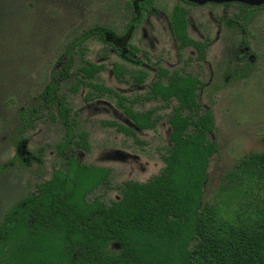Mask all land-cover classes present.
Listing matches in <instances>:
<instances>
[{"label": "rangeland", "instance_id": "1", "mask_svg": "<svg viewBox=\"0 0 264 264\" xmlns=\"http://www.w3.org/2000/svg\"><path fill=\"white\" fill-rule=\"evenodd\" d=\"M128 2L0 0V223L37 183L65 166L70 150L84 165L109 172L92 195L105 206L121 201L127 182L145 183L159 175L171 147L169 117L178 105L147 99L160 68L203 81L199 100L214 114L210 138L219 146L208 171L204 207L209 213L237 218L247 199L240 187L249 183L235 174L243 159L264 152V8L254 11L245 31H239L224 18L242 21L236 18L237 4L190 6L179 0H154L156 12L144 15L126 39L141 63L124 61L97 38L88 39L82 51L76 49L68 77L55 91L57 100L69 107V148L62 149L67 133L56 106L43 109L29 128L21 125L20 109L46 90L52 72L63 66L62 59L69 62L70 56L63 54L70 42L93 26L122 33L132 17ZM176 5L189 11L191 38L206 44L202 58L196 46L180 48L174 39L168 21ZM83 65L98 67L93 77L82 71ZM126 110L150 113L154 126L136 127ZM22 137L28 140L27 156L39 160L30 159L29 166L19 160L8 165ZM110 248L120 247L112 242Z\"/></svg>", "mask_w": 264, "mask_h": 264}, {"label": "trees", "instance_id": "2", "mask_svg": "<svg viewBox=\"0 0 264 264\" xmlns=\"http://www.w3.org/2000/svg\"><path fill=\"white\" fill-rule=\"evenodd\" d=\"M153 1L129 0L132 17L122 33L94 26L75 37L67 48L69 62L53 72L44 92L20 109L23 128L32 126L43 109L56 106L67 133L62 149L69 148L73 138V127L67 119L69 107L57 100L55 91L59 82L68 77L76 49L82 51L88 39L97 38L124 61L141 63L126 39L145 14L155 11ZM236 4L240 7L236 18L242 21L227 16L225 20L230 27L245 31L252 13L264 6ZM168 22L178 46L194 45L202 58L206 44L191 38L188 9L176 5ZM112 39H118L120 44ZM81 68L93 77L98 67ZM157 75L147 99L178 102L169 117L171 147L164 157L162 172L145 183L127 182L121 201L105 206L92 195L109 172L84 165L70 150L72 154L62 169L37 183L32 193L6 211L0 223V264H264V152L243 159L235 174L249 183L240 187L247 199L237 218L223 217L219 211L207 212L204 190L211 159L219 146L210 138L215 129L214 114L204 109L199 100L203 81L196 75L164 68ZM126 113L136 127L154 126L150 113ZM27 141L22 137L15 143L17 154L8 165L19 160L29 166L30 159L39 160L27 156ZM238 189L235 186L234 190ZM112 242L119 245L118 251L111 250Z\"/></svg>", "mask_w": 264, "mask_h": 264}, {"label": "water", "instance_id": "3", "mask_svg": "<svg viewBox=\"0 0 264 264\" xmlns=\"http://www.w3.org/2000/svg\"><path fill=\"white\" fill-rule=\"evenodd\" d=\"M187 2L203 5L207 3L225 4V3H242L251 7H260L264 5V0H185Z\"/></svg>", "mask_w": 264, "mask_h": 264}, {"label": "flooded vegetation", "instance_id": "4", "mask_svg": "<svg viewBox=\"0 0 264 264\" xmlns=\"http://www.w3.org/2000/svg\"><path fill=\"white\" fill-rule=\"evenodd\" d=\"M180 1V0H179ZM154 2V1H153ZM183 3V2H182ZM189 3H191V2H189ZM185 4V3H184ZM193 4H195V3H193ZM207 4H212V5H224V4H216V3H207ZM207 4H203V5H207ZM225 4H227V3H225ZM230 4H236V2H234V3H230ZM242 4V3H241ZM186 5H188V4H186ZM203 5H199V4H196V5H190V6H203ZM264 6V5H263ZM154 7V6H153ZM175 7V6H174ZM261 7V6H260ZM156 12V8H155V11L152 13V14H154ZM145 15H148V14H145ZM151 15V14H150ZM149 15V16H150ZM144 17V16H143ZM225 18V17H224ZM143 20V19H142ZM228 23V22H227ZM141 24V23H140ZM94 27V26H93ZM139 27V26H138ZM137 29V28H136ZM135 29V30H136ZM83 34V33H82ZM113 40V42L114 43H119V41H118V39H112ZM120 42H122V40L120 41ZM243 43H245L244 41L242 42V44ZM120 44V43H119ZM245 48V47H244ZM241 50H244V49H241ZM66 54V55H65ZM67 47H66V49L64 50V54H63V57H67ZM117 55V54H116ZM121 58V57H120ZM122 59V58H121ZM62 61V63H64L63 62V59L61 60ZM61 68H62V66H61ZM60 68V69H61ZM57 71H59V70H57ZM57 71H55V72H57ZM52 77H53V72H52ZM53 79V78H52ZM42 93V92H41ZM39 95V94H38ZM23 108V107H22ZM21 108V109H22ZM17 150V149H16Z\"/></svg>", "mask_w": 264, "mask_h": 264}]
</instances>
